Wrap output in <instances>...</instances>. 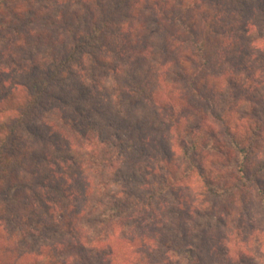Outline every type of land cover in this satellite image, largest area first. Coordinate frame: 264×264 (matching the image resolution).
Masks as SVG:
<instances>
[{
  "label": "trees",
  "instance_id": "trees-1",
  "mask_svg": "<svg viewBox=\"0 0 264 264\" xmlns=\"http://www.w3.org/2000/svg\"><path fill=\"white\" fill-rule=\"evenodd\" d=\"M39 1L0 0V73H8L0 76V222L9 228L0 231V264L26 258L22 243L43 228L72 234L89 200L107 222L133 219L139 177L147 200L183 191L174 217L181 252L194 231L206 237L205 227L238 219L248 199L264 213V89L255 97L261 85L237 79L231 65L239 50L236 68H248L258 33L242 0ZM97 70L113 73L109 92L85 78ZM121 182L122 196L108 193ZM161 228L145 222L139 237L123 231L116 241L137 243L130 255L150 260L171 248ZM114 234L95 256L87 247L95 241H67L63 263L104 256L113 264L122 255ZM47 262L61 263L50 253Z\"/></svg>",
  "mask_w": 264,
  "mask_h": 264
},
{
  "label": "rangeland",
  "instance_id": "rangeland-1",
  "mask_svg": "<svg viewBox=\"0 0 264 264\" xmlns=\"http://www.w3.org/2000/svg\"><path fill=\"white\" fill-rule=\"evenodd\" d=\"M242 2L243 8L241 13L244 15V20L251 21L253 23V29L258 31V33H254L250 37L253 40L252 47L254 51L252 50V60L248 68H242L241 70L236 68L239 60L242 59L240 56H242L244 52L239 50L233 51L231 65H233L232 67L234 68L232 73L237 75L236 77L239 80L245 77V79H248L247 81L259 83L261 87L255 95V97L258 98L261 96V91L264 89V32H262L264 31V13H262L264 0H242ZM51 3H54V0H41L39 3L37 2V7H44L46 4ZM256 6H258L259 11L255 10ZM251 10L259 13V17L252 20ZM155 29V25L153 24L152 31L155 32ZM155 33L158 34V32ZM4 41H6V38ZM2 44L3 39L1 38L0 46ZM123 57L119 60L120 64L115 61L116 65H123L126 63L125 56ZM4 62L9 63L7 59H4ZM92 73H94L92 76H86L85 78L89 81H94L103 91L109 92V86L113 82V73L106 70L92 71ZM0 76H8V73L3 71V73H0ZM75 79L76 78L70 81V84H67L64 89V94H67L71 90L72 84L76 81ZM8 88L5 90H8ZM261 106H264V100ZM259 109H261V107H259ZM258 114L264 119V110H261ZM47 115L52 116V119L55 118L53 111L48 112ZM40 130L48 135L45 129L40 128ZM261 148H263V146ZM159 171L158 177H161L164 171L162 169ZM189 181L192 188L195 189L197 184L195 179L190 177L187 179L188 183ZM133 183L138 187L136 193L142 201L137 202L138 204L134 207L135 212L132 214L133 219L124 217L119 223L118 218L116 222H107L103 213L97 212L94 208L96 204L95 200H89L88 202L91 207L89 209L86 208V214L84 213L72 226L73 235L60 230L52 231L51 229H41L33 239H29L25 243H22L24 247L28 248L29 255L23 258L18 264H33L35 259L41 264L48 263L49 253L52 254L55 259L61 261L59 264H64L63 262L67 257L65 255L66 250L64 245L70 240H83L86 246L90 241H95L93 246H87L93 247L91 254L95 256V250L98 246L100 247V243L103 244L102 247L107 245L105 241L112 235V230L115 231V234L113 235V240L110 242L112 245L116 242L119 251H122V255L113 258L115 260L113 264H191L193 261L183 249H190L191 257L203 258L202 264H264V213L255 198L248 199L240 206L242 210L239 213L238 219L235 215L229 220L225 219L226 224H216L214 222L215 226L205 227L204 231L207 232L206 237L202 236V234L196 235L194 231L195 236H189L183 240L185 241V245L182 246L181 252L179 250L180 247L175 245L182 242L183 237L180 235L182 227L175 224L174 217L179 214L177 199L182 197L183 191L179 194L173 192L165 196H155L147 200L148 197L145 196V194H147V189H150V186L147 188V185H142L141 188H139V185L143 183L141 177L137 178ZM126 188L127 187H124L121 182V184L114 183L111 187L107 188V190L112 196H122ZM144 201L150 204H144ZM145 205L147 206L144 207ZM196 205H200V203L196 201L193 207H196ZM138 206L141 207L140 210L137 208ZM102 209L103 206L100 210L102 211ZM145 222H150L152 225L155 224L156 226L161 225V241L170 239L171 243L169 244L171 246L170 249L164 246L163 248L160 247L159 250L149 252V254H152L150 260H146L147 258L143 259L141 256L130 255L132 249H136L135 245L137 243L133 244V247H130L127 238H123V243H117L116 241L118 238L122 237L120 233L123 231L134 232V234L139 237L138 226H143ZM8 229V222H0V231H7ZM149 243H154V241ZM144 256L148 257L145 253ZM108 261L109 258L103 256L102 264H108Z\"/></svg>",
  "mask_w": 264,
  "mask_h": 264
}]
</instances>
